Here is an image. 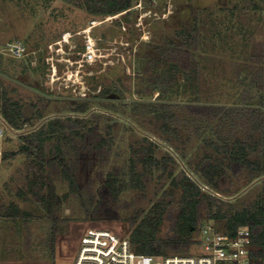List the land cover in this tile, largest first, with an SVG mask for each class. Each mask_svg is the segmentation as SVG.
<instances>
[{"label": "rangeland", "instance_id": "1", "mask_svg": "<svg viewBox=\"0 0 264 264\" xmlns=\"http://www.w3.org/2000/svg\"><path fill=\"white\" fill-rule=\"evenodd\" d=\"M123 12L102 17L67 0H0V82L16 88L13 94L25 105L27 115L44 107L43 116L35 118L32 123L25 122L22 128L10 126L0 114V202L12 199L22 211L31 212L30 218L24 214L15 222L0 218V264H71L81 235L91 226L111 228L125 236L130 234L127 219L80 218L78 202L70 197L57 210L62 217H73L69 230L56 236L54 248L48 244L50 231L47 226L52 221L51 217L33 201H26L17 193V189L21 193V189L26 188L28 154L21 152L13 159L4 160L2 153L9 149L19 150L24 143L23 135L54 118H89L93 113L113 116L117 142L112 155L105 163L93 155L85 165L88 177L95 180V189L101 183L96 179L98 171L106 172L115 165L127 163L129 142L140 136H149L177 158L180 167L176 172L183 169L203 189L224 200L242 203L257 196L261 190L264 176L248 184H245V178L241 179L235 185L237 192L231 195L217 192L191 170L171 143L157 136L159 121L154 120L153 123L147 115L134 116L130 106L122 103H118L119 109L110 108L109 105L118 99L111 94L104 97L98 94L102 86L111 84L121 87L127 102L132 99H159L162 96L159 91L145 92L148 75L156 73L148 55L157 57V46L166 45L170 40L180 41V30L192 28L198 15L202 30V46L198 51L201 71L193 78L192 74L187 78L181 76L163 98L187 102L198 95L203 102H236L245 86L236 84L233 60L242 62L254 48H260L259 43L264 40V0H135L129 20L123 18L126 14ZM89 34L96 42L97 54L95 60L90 61L83 54ZM58 54H68V63L56 61ZM51 58L57 67L56 74L52 61L47 63ZM160 65H163L161 61ZM95 84H98L96 88ZM251 90L252 93L257 91L256 88ZM84 98L90 99V107L86 111L69 109L71 104ZM198 145V140L186 144L188 154L195 153ZM48 146L50 148L51 144ZM160 173V170L153 172L145 197L136 189L126 190L120 195L121 215L130 216L137 206L149 208L162 196L171 178H163ZM11 176L14 178L12 194L4 186ZM56 182L58 193L68 191L66 181L56 178ZM135 199L140 201L134 202ZM126 203L135 205L127 208L124 207ZM171 222V219H165L162 233L170 228ZM205 224H213V221L204 217L202 225ZM30 231L32 235L28 242ZM198 236L200 239V234ZM14 247L19 250L16 258L14 253H9ZM200 249L192 251L191 248L187 254L199 253ZM176 254L187 255H169Z\"/></svg>", "mask_w": 264, "mask_h": 264}, {"label": "trees", "instance_id": "2", "mask_svg": "<svg viewBox=\"0 0 264 264\" xmlns=\"http://www.w3.org/2000/svg\"><path fill=\"white\" fill-rule=\"evenodd\" d=\"M67 1L102 17L126 11L125 20L130 19L135 4V0ZM116 21L120 23L118 19ZM180 36V41L170 40L166 45L157 46V57L148 55L156 73L148 75L145 92L159 91L162 95L159 99H132L127 102L121 87L111 84L102 86L98 95L104 97L114 93L118 100L110 104V108L119 109L118 103H122L130 106L134 116L147 115L153 123L154 120L159 121L157 136L171 143L208 186L231 195L237 192L235 185L241 179L245 178V184H248L264 176V84H253L264 78V40L260 41L258 50L256 47L251 54H245L242 62L233 60L236 84L245 86L239 100L227 104L203 102L195 95L191 101L173 102L164 99L163 95L172 90L181 76L192 74L193 78L201 71L198 51L202 46V30L198 15L192 28L180 30ZM97 85L93 86L96 88ZM251 88H257L259 95L253 94ZM15 90V87L0 82V114L10 126L22 128L25 122L32 123L35 118L43 116L44 107L27 115L25 105L13 94ZM89 107L90 99L84 98L71 104L69 109L84 112ZM112 119L113 116L100 113H93L89 118H54L23 135L24 143L19 150L9 149L2 153L4 160L13 159L21 152L28 154L26 188L21 189V193L17 189V193L26 201H33L51 217L52 221L47 226L49 245H54L58 234L68 232L73 217H62L57 210L64 201L74 197L82 219L129 220L131 248L137 253L187 254L191 248L192 251L199 248L198 234L204 217H207L218 230L230 234H234L239 226H248L254 256H264V179L257 196L242 203L224 200L203 189L183 169L176 172L180 167L177 158L149 136H140L129 142L127 163L96 173V179L101 183L95 189V180L88 177L85 165L93 155L99 157L101 163L112 155L117 142ZM194 140H198L199 145L197 151L189 155L186 144ZM155 170L161 171L159 176L171 178L162 196L149 208L137 206L130 216L121 215L120 195L126 190L136 189L145 197ZM56 178L67 182L68 191L58 193ZM13 179L11 176L4 183L10 194L13 193ZM139 201L135 199L134 202ZM134 205L126 203L124 207ZM24 214L31 216V212L22 211L15 200L0 202V218L15 222ZM165 219L172 222L170 228L162 233ZM31 235L30 231L28 242ZM10 251L15 258L18 257L17 248Z\"/></svg>", "mask_w": 264, "mask_h": 264}, {"label": "built area", "instance_id": "3", "mask_svg": "<svg viewBox=\"0 0 264 264\" xmlns=\"http://www.w3.org/2000/svg\"><path fill=\"white\" fill-rule=\"evenodd\" d=\"M95 46L96 42L89 34L83 53L88 61L97 55ZM62 56L58 54L56 61L68 63V54ZM47 63H51L56 74L54 60L51 58ZM199 234V253L152 255L135 252L131 248L129 236L111 228L91 226L81 235L71 264H264V256L256 257L253 254L254 245L248 226H239L234 234H230L218 230L214 224H205L201 226Z\"/></svg>", "mask_w": 264, "mask_h": 264}, {"label": "crops", "instance_id": "4", "mask_svg": "<svg viewBox=\"0 0 264 264\" xmlns=\"http://www.w3.org/2000/svg\"><path fill=\"white\" fill-rule=\"evenodd\" d=\"M262 78H260V79H258L259 81H257V82H254L253 84H264V78H263V80H261ZM263 81V82H262ZM257 89V88H256ZM259 90L257 89V91H256V93H253V94H255V95H259ZM72 262V261H71Z\"/></svg>", "mask_w": 264, "mask_h": 264}, {"label": "flooded vegetation", "instance_id": "5", "mask_svg": "<svg viewBox=\"0 0 264 264\" xmlns=\"http://www.w3.org/2000/svg\"><path fill=\"white\" fill-rule=\"evenodd\" d=\"M111 96H112L114 99H117V98H116V95H115L114 93H112Z\"/></svg>", "mask_w": 264, "mask_h": 264}, {"label": "bare ground", "instance_id": "6", "mask_svg": "<svg viewBox=\"0 0 264 264\" xmlns=\"http://www.w3.org/2000/svg\"><path fill=\"white\" fill-rule=\"evenodd\" d=\"M68 35H66V37H67Z\"/></svg>", "mask_w": 264, "mask_h": 264}]
</instances>
